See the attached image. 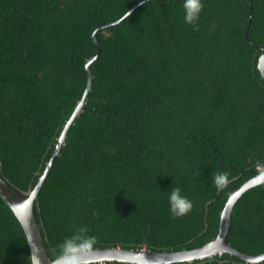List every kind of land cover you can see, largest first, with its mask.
I'll return each instance as SVG.
<instances>
[{
  "label": "trees",
  "instance_id": "16d2710c",
  "mask_svg": "<svg viewBox=\"0 0 264 264\" xmlns=\"http://www.w3.org/2000/svg\"><path fill=\"white\" fill-rule=\"evenodd\" d=\"M140 1L0 0V174L12 186L28 193L44 172L86 88L94 30ZM203 4L197 29L182 0H146L97 32L91 89L34 204L50 259L73 235L82 249L201 246L230 193L264 168V0ZM212 173H226V187ZM174 187L192 201L179 218L168 208ZM227 241L264 252V182L236 201ZM0 264H32L1 196ZM173 264L264 260L224 252Z\"/></svg>",
  "mask_w": 264,
  "mask_h": 264
},
{
  "label": "water",
  "instance_id": "95a60500",
  "mask_svg": "<svg viewBox=\"0 0 264 264\" xmlns=\"http://www.w3.org/2000/svg\"><path fill=\"white\" fill-rule=\"evenodd\" d=\"M146 0H143V2ZM142 0L135 4L128 12L121 16L116 21L99 25L93 32L92 36L97 45V53L91 56L86 61L87 70V85L81 99L78 101L76 107L74 108L71 116L66 121L61 134L55 145V149L50 160L47 162L44 172L41 174L34 188L28 192L23 193L18 190L10 183H8L0 174V196L2 200L10 207L19 223L21 224L24 233L27 238V242L30 249V254L33 252V247L38 251L39 264H59L58 257L55 259H50L47 254V250L44 246L43 237L41 234L40 226L35 218L34 214V204L37 199L38 193L50 172V169L60 153L61 147L64 145L69 127L78 116V114L83 110L84 104L86 102L88 93L92 85V72L90 70L91 63L98 58L101 53V45L97 38V32L109 25H114L119 23L129 15L136 7H138ZM247 38V33H246ZM261 51L258 57L257 68L260 71L261 76L264 78V48L257 46ZM264 182V168L243 182L239 187L233 190L225 205L221 211L220 224L217 235L208 241L207 243L197 246L195 248H184L181 250H163L156 251L150 250L148 248L141 249H125V248H98L91 247L87 249H82L77 253L80 260V264H91V263H105V262H121V263H131V264H173L179 262H192L194 260H201L205 258L212 257L214 255H220L222 253H229L235 255L247 262L258 263L264 260V252L260 254L250 255L239 251L233 247L227 241V236L229 233L231 225V216L233 212L234 205L240 196L253 186L261 184ZM29 240H31L29 242ZM31 261L33 257L31 256Z\"/></svg>",
  "mask_w": 264,
  "mask_h": 264
},
{
  "label": "clouds",
  "instance_id": "9594fccd",
  "mask_svg": "<svg viewBox=\"0 0 264 264\" xmlns=\"http://www.w3.org/2000/svg\"><path fill=\"white\" fill-rule=\"evenodd\" d=\"M181 6L183 8L184 22L192 25L194 29H197V21L204 7L203 0H182ZM130 14L131 12H129ZM211 179L218 190L226 187L228 182L226 173H212ZM168 208L173 218L183 217L191 211L192 201L187 196L181 194L179 187H174L168 194ZM83 243L84 241L79 235L66 237L60 245L61 252L58 256L59 264H80L77 253L82 250ZM31 256L33 257L32 264H39L40 258L38 251L34 247Z\"/></svg>",
  "mask_w": 264,
  "mask_h": 264
}]
</instances>
